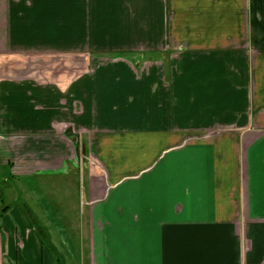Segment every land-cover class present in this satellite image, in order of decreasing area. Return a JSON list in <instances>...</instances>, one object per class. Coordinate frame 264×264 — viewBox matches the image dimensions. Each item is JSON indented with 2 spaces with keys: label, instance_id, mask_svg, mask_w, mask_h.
Returning <instances> with one entry per match:
<instances>
[{
  "label": "crops",
  "instance_id": "crops-1",
  "mask_svg": "<svg viewBox=\"0 0 264 264\" xmlns=\"http://www.w3.org/2000/svg\"><path fill=\"white\" fill-rule=\"evenodd\" d=\"M27 156L81 172L72 229L22 207ZM76 256L264 264V0H0V264Z\"/></svg>",
  "mask_w": 264,
  "mask_h": 264
},
{
  "label": "rangeland",
  "instance_id": "rangeland-1",
  "mask_svg": "<svg viewBox=\"0 0 264 264\" xmlns=\"http://www.w3.org/2000/svg\"><path fill=\"white\" fill-rule=\"evenodd\" d=\"M62 71L64 70L36 71V74L38 76L54 77V74H59ZM81 137V140H86L83 134ZM69 139L71 141L70 145L73 143L75 148L74 152H76V159L80 160L83 151L80 148L81 145H78V148L76 147V133H70ZM21 163L23 169L16 172V177L21 181L23 198L20 203L22 207L24 206L26 209H38V212L36 211L37 213H34L31 216L35 219L39 228H44L47 223L50 227L53 226L52 230L54 231V228L57 230V225L61 223L63 226L72 229V225H76L79 221L77 208L79 206V199L83 196L82 174L81 172H78V168L71 163L69 166L64 165L60 171L39 173V175L33 176L34 172L37 171L36 167H38L35 165L34 159L27 156L22 159ZM83 169V172H86L87 175V168L83 167ZM63 190L68 191L69 194L67 195L68 197L66 196L67 198H62V194H57ZM59 202L60 204H63L65 208L66 206L68 207L69 213L67 215L55 216L50 214V208L57 206L56 204H59ZM43 218H45L46 221ZM72 233L76 235V231H72ZM58 234L59 240L65 242L66 239L61 235V232ZM38 238L41 240L44 249L48 248V238L44 237L42 231ZM70 238L68 239V242H66V245L69 246V249L74 251L75 246L70 241ZM75 238L76 237H73L72 239L75 240ZM69 264L84 263H79L76 256L74 260L69 261Z\"/></svg>",
  "mask_w": 264,
  "mask_h": 264
}]
</instances>
